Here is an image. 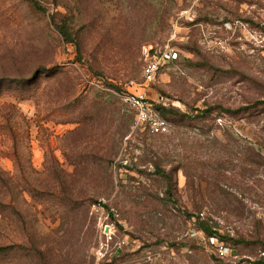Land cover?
<instances>
[{
    "label": "rangeland",
    "instance_id": "obj_1",
    "mask_svg": "<svg viewBox=\"0 0 264 264\" xmlns=\"http://www.w3.org/2000/svg\"><path fill=\"white\" fill-rule=\"evenodd\" d=\"M145 44L178 51L150 84ZM262 102L264 0H0V264H257Z\"/></svg>",
    "mask_w": 264,
    "mask_h": 264
},
{
    "label": "built area",
    "instance_id": "obj_2",
    "mask_svg": "<svg viewBox=\"0 0 264 264\" xmlns=\"http://www.w3.org/2000/svg\"><path fill=\"white\" fill-rule=\"evenodd\" d=\"M141 56L143 60L142 75L145 82L150 84L156 79L163 66L178 58V51L168 45L163 47L145 44L141 48ZM122 96L134 111L136 125L152 134H163L169 131L168 121L160 115L156 106L157 103L167 104L162 98L161 100L153 99L145 91L130 89L125 90ZM105 234L111 237L110 234ZM209 239L212 243H217L214 237ZM101 245H103L102 242ZM220 247L225 248L223 244H220ZM98 253L102 254V251L99 250Z\"/></svg>",
    "mask_w": 264,
    "mask_h": 264
},
{
    "label": "trees",
    "instance_id": "obj_3",
    "mask_svg": "<svg viewBox=\"0 0 264 264\" xmlns=\"http://www.w3.org/2000/svg\"><path fill=\"white\" fill-rule=\"evenodd\" d=\"M38 5H39V4H38ZM60 29H61V33H62V35L67 39V41H69V42H74V39H73V38H70V35L68 34V31H67L66 28H61V27H60ZM141 57H142V56H141ZM174 61H176V60H174ZM142 63H143V60H142ZM262 103H264V102H262ZM156 106H157V109H158V111H159V113H160V115H161L162 117H165V115H167V114H169V113H173V114H174V113H176L177 111H179V110H177V108L170 107V105L168 104V102H167V104L157 103ZM248 107H250V106L242 107V108H238V109H235V110H227V111H232V112H234V113H237V112H240V111H243V110L248 109ZM192 217H194V216H192ZM204 218H205V217H203V216H201V215H199V214L197 215V218H195V220H196L199 224H201L200 228H201L204 232L207 233V237H208V238H210V237H214V238L217 240V242H221L222 244L225 245L226 243H225L224 240H222V239H223L222 236L218 234L217 230H215V229H213L211 226L205 224V220H204ZM217 235H219L220 238H219ZM256 263H257V264H264V256H262L261 258L257 259V260H256Z\"/></svg>",
    "mask_w": 264,
    "mask_h": 264
}]
</instances>
